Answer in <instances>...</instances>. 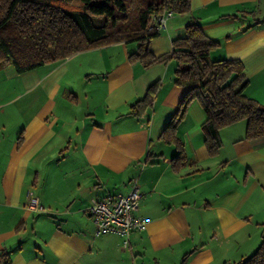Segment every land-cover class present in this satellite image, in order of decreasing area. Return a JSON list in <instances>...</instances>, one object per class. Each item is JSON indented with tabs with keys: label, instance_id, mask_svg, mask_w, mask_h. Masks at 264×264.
Wrapping results in <instances>:
<instances>
[{
	"label": "crops",
	"instance_id": "1",
	"mask_svg": "<svg viewBox=\"0 0 264 264\" xmlns=\"http://www.w3.org/2000/svg\"><path fill=\"white\" fill-rule=\"evenodd\" d=\"M259 1L190 0V11L174 13L161 32L171 42L198 23L219 43L210 58L239 59L244 94L264 103ZM160 40L166 44V37L152 41L155 55L171 49L159 48ZM136 46H100L20 74L0 66V249L10 264H181L184 255V264H237L259 245L264 135L246 138V122H234L220 129L222 145L210 154L205 112L194 100L177 124L184 159L174 162L176 147L161 134L187 87L174 83V60L131 61ZM157 80L153 105L129 114ZM133 185L141 193L137 214L150 220L123 246L118 235L95 233L87 208ZM29 194L42 209L27 207Z\"/></svg>",
	"mask_w": 264,
	"mask_h": 264
},
{
	"label": "trees",
	"instance_id": "2",
	"mask_svg": "<svg viewBox=\"0 0 264 264\" xmlns=\"http://www.w3.org/2000/svg\"><path fill=\"white\" fill-rule=\"evenodd\" d=\"M190 9V0H0V66L10 65L20 74L80 51L136 42L128 55L131 61L148 67L174 60V83L187 87L161 134L176 147L174 162L184 159L177 124L194 100L205 112L201 129L210 154L222 145L220 129L242 119L246 138L264 135V103L244 94L248 79L242 62L211 59L210 52L219 43L198 23L186 24L184 34L172 39L169 52L155 55L151 51V39L159 32L149 28L150 16L167 10L185 14ZM158 87V80L151 83L144 96L130 104L129 114L144 115ZM0 264H10L4 249H0ZM237 264H264V229L254 252Z\"/></svg>",
	"mask_w": 264,
	"mask_h": 264
},
{
	"label": "built area",
	"instance_id": "3",
	"mask_svg": "<svg viewBox=\"0 0 264 264\" xmlns=\"http://www.w3.org/2000/svg\"><path fill=\"white\" fill-rule=\"evenodd\" d=\"M173 15L170 10L152 14L148 26L157 32L166 28V22ZM141 193L133 185L126 194H109L102 198L91 200L87 213L95 223L96 234H115L123 238V246L127 245L129 235L133 231L145 230L149 218L137 214ZM27 207L31 210H40L38 198L28 195Z\"/></svg>",
	"mask_w": 264,
	"mask_h": 264
},
{
	"label": "rangeland",
	"instance_id": "4",
	"mask_svg": "<svg viewBox=\"0 0 264 264\" xmlns=\"http://www.w3.org/2000/svg\"><path fill=\"white\" fill-rule=\"evenodd\" d=\"M256 8H257V12L255 13V16H256V20H257V22H264V0H260L258 3H257V6H256ZM252 12H250L249 14H248V17H249V20H253V15L251 14ZM176 15H180V14H175V16ZM245 26H247V24H248V21H245ZM181 34H184V30L182 31V33ZM174 36H178V35H174ZM161 37H166V44H165V41H163V40H160L159 41V48H162V50H163V48L165 49L166 48V50H168L170 47H171V42H170V39L169 38H167V34H165V32H160L158 35H156V36H154L152 39H151V42H150V48H151V51L153 52V49H152V41L154 40V39H156V38H161ZM176 37H174V38H176ZM130 43H136V42H130ZM159 50V49H158ZM171 50V49H170ZM170 50H168V51H166V52H169ZM165 52V53H166ZM10 69H13V67L12 66H10ZM14 83V93H16L17 91H18V85L16 84V81H14L13 82ZM240 121H244L245 122V120L244 119H242V120H240ZM18 128H19V126L17 127V122H15V124L12 126V128H10L11 129V131L10 132H16V134H17V130H18Z\"/></svg>",
	"mask_w": 264,
	"mask_h": 264
}]
</instances>
